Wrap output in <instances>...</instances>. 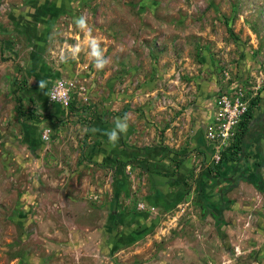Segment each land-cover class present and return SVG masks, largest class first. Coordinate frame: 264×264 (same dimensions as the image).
<instances>
[{"label": "rangeland", "instance_id": "obj_1", "mask_svg": "<svg viewBox=\"0 0 264 264\" xmlns=\"http://www.w3.org/2000/svg\"><path fill=\"white\" fill-rule=\"evenodd\" d=\"M237 92L252 128L264 0H0V264H264L263 135L230 178L205 139Z\"/></svg>", "mask_w": 264, "mask_h": 264}, {"label": "built area", "instance_id": "obj_2", "mask_svg": "<svg viewBox=\"0 0 264 264\" xmlns=\"http://www.w3.org/2000/svg\"><path fill=\"white\" fill-rule=\"evenodd\" d=\"M77 85L74 81L59 80L50 93V100L67 107L71 101L72 94ZM243 94L239 93L235 97L223 95L216 105V113L212 123L205 128V139L213 145L216 150V160H220L223 151L228 148L234 140L236 130L248 110V103L244 101ZM50 130L43 134L45 140L49 139Z\"/></svg>", "mask_w": 264, "mask_h": 264}, {"label": "trees", "instance_id": "obj_3", "mask_svg": "<svg viewBox=\"0 0 264 264\" xmlns=\"http://www.w3.org/2000/svg\"><path fill=\"white\" fill-rule=\"evenodd\" d=\"M258 104V99H254L251 101V105L248 111L244 114L242 121L240 122L236 134L234 136V141L231 147H229L221 156V159L218 163H213L211 170L215 173V175L225 178L230 174L236 173L233 171L231 166H227V162L230 161L231 158L235 157L238 153L244 152L253 142L254 138H258L260 135L259 131L264 133V123L262 122L264 119V114H260L254 120V126L249 127V123L254 117L253 109ZM251 128V129H250ZM264 168V154L262 153L260 156V161L258 163V170ZM230 188H233L232 186Z\"/></svg>", "mask_w": 264, "mask_h": 264}, {"label": "clouds", "instance_id": "obj_4", "mask_svg": "<svg viewBox=\"0 0 264 264\" xmlns=\"http://www.w3.org/2000/svg\"><path fill=\"white\" fill-rule=\"evenodd\" d=\"M75 23H76V25L79 27V28H81V29H85V28H87V24H86V21H85V19L83 18V17H81V18H79V19H77L76 21H75ZM89 35H90V30H89ZM91 44H92V47H93V55H97V56H99V54H100V52H99V43H98V41H96L95 39H91ZM106 62L105 61H98L97 63H96V66L98 67V68H103V66H104V64H105ZM79 74L78 75H76V74H71L70 76H65L64 78H58V79H56L54 82L52 81L51 82V84H50V86H49V88H48V92H49V94H48V96H49V100H50V93H51V89L53 88V86L55 85V83H57L59 80H66V81H74L75 82V84H78V85H80V82H79ZM40 87H44V82H41L40 83ZM79 90H80V88H76V90L73 92V94H72V98H71V101H70V103H69V105L67 106V107H65V106H62V105H60V104H58V103H54V102H52L51 100H50V103L52 104V106H58L60 109H62L63 111H71V109H72V103H73V101L77 98V97H79L81 100H83V98H82V96H81V93L82 92H79ZM226 92V91H225ZM224 92V93H225ZM240 92H237V95L239 94ZM226 95V94H225ZM229 97V96H228ZM245 101V100H244ZM250 104H251V102H250ZM250 104H248V108H249V105ZM248 111V110H247ZM125 120H126V117H125ZM208 124V123H207ZM207 126V125H206ZM206 126H205V128H206ZM119 130L120 132H123V131H126V129H127V124L124 122V121H121V120H117L116 121V129H114V130H112L110 133H109V140L110 141H112V142H115L117 139H118V133H117V131L116 130ZM238 129V128H237ZM47 130H50L49 128H45L44 129V132H46ZM205 131V130H204ZM237 131V130H236ZM44 132H43V134H44ZM51 133H53V131H52V129H51V131H50V134H49V139L48 140H45L44 138H43V135H42V141L43 142H45V141H49L50 140V136H51ZM234 141V140H233ZM233 141L231 142V146H232V144H233ZM227 150V148L224 150V151H226ZM224 151H223V153H224ZM222 153V154H223ZM222 156V155H221ZM220 159H221V157H220ZM219 162V161H218ZM217 162V163H218ZM43 181V180H42Z\"/></svg>", "mask_w": 264, "mask_h": 264}, {"label": "crops", "instance_id": "obj_5", "mask_svg": "<svg viewBox=\"0 0 264 264\" xmlns=\"http://www.w3.org/2000/svg\"><path fill=\"white\" fill-rule=\"evenodd\" d=\"M47 90H48V88H47ZM39 94H40V93H39ZM34 95L37 96V94H34ZM50 107H51V106H50ZM52 107H54V109L57 110V112H59L60 108H59L58 106H52ZM61 110H62V109H61ZM66 112H67V111H66ZM261 114H264V112H262ZM259 115H260V114H259ZM259 115H258V116H259ZM263 121H264V120H263ZM263 121H262V122H263ZM263 123H264V122H263ZM262 126H264V125H262ZM39 129H40V125H39ZM258 134H259L260 136L263 135V138H264V133H262V131H259ZM35 136H36V135H35ZM34 142H35V141H34ZM39 142H40V141H39ZM35 143H36V142H35ZM40 144L43 145V144H42V141L40 142ZM261 144L263 145V151H261V150H259V151H260V154H262V153L264 154V140L262 141ZM261 152H262V153H261ZM42 166H43V165H42ZM260 170H261V169H260ZM258 171H259V170H258ZM42 183H43V181L41 180V181H40V185L38 186V190H39L38 192H41V190H42V188H43V184H42ZM69 210H70V211H73V209H69ZM84 213H86V212H84Z\"/></svg>", "mask_w": 264, "mask_h": 264}]
</instances>
